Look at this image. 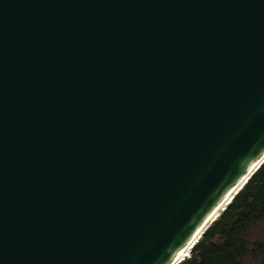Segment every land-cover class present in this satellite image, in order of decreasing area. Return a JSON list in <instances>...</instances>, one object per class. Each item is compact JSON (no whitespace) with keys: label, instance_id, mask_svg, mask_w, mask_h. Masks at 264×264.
<instances>
[{"label":"water","instance_id":"95a60500","mask_svg":"<svg viewBox=\"0 0 264 264\" xmlns=\"http://www.w3.org/2000/svg\"><path fill=\"white\" fill-rule=\"evenodd\" d=\"M264 154V0H0V264H170Z\"/></svg>","mask_w":264,"mask_h":264},{"label":"trees","instance_id":"16d2710c","mask_svg":"<svg viewBox=\"0 0 264 264\" xmlns=\"http://www.w3.org/2000/svg\"><path fill=\"white\" fill-rule=\"evenodd\" d=\"M177 264H264V159Z\"/></svg>","mask_w":264,"mask_h":264},{"label":"bare ground","instance_id":"6f19581e","mask_svg":"<svg viewBox=\"0 0 264 264\" xmlns=\"http://www.w3.org/2000/svg\"><path fill=\"white\" fill-rule=\"evenodd\" d=\"M264 159V154L255 161L245 172V174L238 180V182L225 194V196L221 199L217 207L211 212L208 218L197 228L188 242L177 252V254L173 257L170 264H177L182 259L188 257V253L190 248L194 245V243L200 238L201 234L206 230V227L217 218L219 213L224 209V207L229 202L230 198L235 194V192L244 184V182L249 178L251 173L255 170L258 164Z\"/></svg>","mask_w":264,"mask_h":264}]
</instances>
